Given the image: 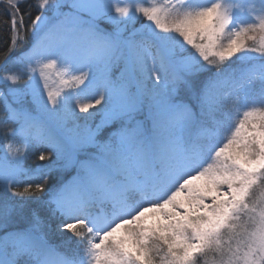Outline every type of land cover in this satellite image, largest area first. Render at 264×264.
Masks as SVG:
<instances>
[{
    "label": "snow or ice",
    "instance_id": "obj_1",
    "mask_svg": "<svg viewBox=\"0 0 264 264\" xmlns=\"http://www.w3.org/2000/svg\"><path fill=\"white\" fill-rule=\"evenodd\" d=\"M0 11V264H264V0Z\"/></svg>",
    "mask_w": 264,
    "mask_h": 264
},
{
    "label": "trees",
    "instance_id": "obj_2",
    "mask_svg": "<svg viewBox=\"0 0 264 264\" xmlns=\"http://www.w3.org/2000/svg\"><path fill=\"white\" fill-rule=\"evenodd\" d=\"M4 15L5 14L2 11H0V17H3ZM7 37H8L7 28L5 26H0V51H3L5 49ZM28 164L29 166H34V158L32 160H29ZM67 178L70 179L71 176H68Z\"/></svg>",
    "mask_w": 264,
    "mask_h": 264
},
{
    "label": "rangeland",
    "instance_id": "obj_3",
    "mask_svg": "<svg viewBox=\"0 0 264 264\" xmlns=\"http://www.w3.org/2000/svg\"><path fill=\"white\" fill-rule=\"evenodd\" d=\"M0 87H2V86H0ZM71 179V178H70Z\"/></svg>",
    "mask_w": 264,
    "mask_h": 264
}]
</instances>
